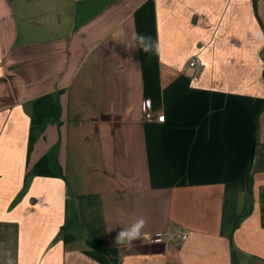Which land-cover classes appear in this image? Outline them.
<instances>
[{"label":"crops","instance_id":"0c3cea01","mask_svg":"<svg viewBox=\"0 0 264 264\" xmlns=\"http://www.w3.org/2000/svg\"><path fill=\"white\" fill-rule=\"evenodd\" d=\"M135 33L160 52L125 51ZM254 33L264 0H0V264H264ZM46 155L59 176L32 175Z\"/></svg>","mask_w":264,"mask_h":264},{"label":"clouds","instance_id":"9594fccd","mask_svg":"<svg viewBox=\"0 0 264 264\" xmlns=\"http://www.w3.org/2000/svg\"><path fill=\"white\" fill-rule=\"evenodd\" d=\"M254 36L264 38V33H254ZM137 46L141 47L145 53L153 50L157 53L160 52V46L158 43L153 44L150 36L140 33L133 34L131 41L125 46V51L135 50V47ZM146 225V218L143 216L138 217L129 227L121 228L115 237V243L132 245L134 241L142 238V230L146 227ZM6 264H13V261L8 259Z\"/></svg>","mask_w":264,"mask_h":264},{"label":"trees","instance_id":"16d2710c","mask_svg":"<svg viewBox=\"0 0 264 264\" xmlns=\"http://www.w3.org/2000/svg\"><path fill=\"white\" fill-rule=\"evenodd\" d=\"M51 97V96H50ZM49 96L38 99L36 102V110L34 113V116H32L31 121V128H30V142H29V149L32 151L34 144L37 140V134L40 131H44L48 122L51 119H57L58 116H52L57 108L56 103L54 102L51 109L47 107H40L39 103L45 99H48ZM50 164V157L49 155H46L43 157L33 168L32 175L36 176H48V177H57L59 174H56L55 172L51 171L49 168ZM71 239L70 237L66 238V241Z\"/></svg>","mask_w":264,"mask_h":264},{"label":"built area","instance_id":"2783aa9c","mask_svg":"<svg viewBox=\"0 0 264 264\" xmlns=\"http://www.w3.org/2000/svg\"><path fill=\"white\" fill-rule=\"evenodd\" d=\"M198 63L197 60H193L190 62V67H194ZM143 120L148 123H155V122H165L166 116L164 113H155L152 102L149 99L144 100L143 102ZM177 236H179L182 240H186L188 237V234L184 231H180ZM163 241V235L162 234H155L153 236L149 237V242L152 243H158Z\"/></svg>","mask_w":264,"mask_h":264}]
</instances>
